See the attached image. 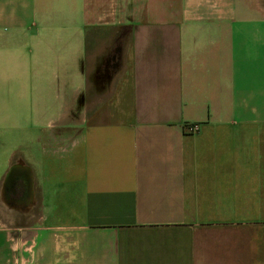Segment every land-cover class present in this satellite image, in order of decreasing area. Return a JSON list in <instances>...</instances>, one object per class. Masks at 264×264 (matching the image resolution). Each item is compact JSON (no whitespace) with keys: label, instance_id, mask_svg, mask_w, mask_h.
<instances>
[{"label":"crops","instance_id":"obj_1","mask_svg":"<svg viewBox=\"0 0 264 264\" xmlns=\"http://www.w3.org/2000/svg\"><path fill=\"white\" fill-rule=\"evenodd\" d=\"M0 264H264V0H0Z\"/></svg>","mask_w":264,"mask_h":264},{"label":"water","instance_id":"obj_2","mask_svg":"<svg viewBox=\"0 0 264 264\" xmlns=\"http://www.w3.org/2000/svg\"><path fill=\"white\" fill-rule=\"evenodd\" d=\"M25 181L27 182V187H26V189H28V186L30 185V179H29V178H25Z\"/></svg>","mask_w":264,"mask_h":264},{"label":"built area","instance_id":"obj_3","mask_svg":"<svg viewBox=\"0 0 264 264\" xmlns=\"http://www.w3.org/2000/svg\"><path fill=\"white\" fill-rule=\"evenodd\" d=\"M197 128H196V126H191V127H189V131H194V130H196Z\"/></svg>","mask_w":264,"mask_h":264}]
</instances>
